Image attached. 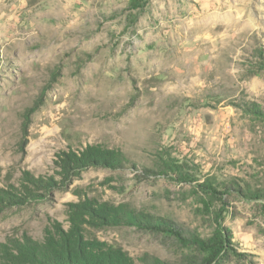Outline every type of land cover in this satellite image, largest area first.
<instances>
[{"label":"rangeland","instance_id":"374dc122","mask_svg":"<svg viewBox=\"0 0 264 264\" xmlns=\"http://www.w3.org/2000/svg\"><path fill=\"white\" fill-rule=\"evenodd\" d=\"M89 144L128 165L0 205V264L67 232L69 203L90 198L231 238L215 256L170 231L86 225L134 264H264V0H0V201ZM159 152L192 181L145 171Z\"/></svg>","mask_w":264,"mask_h":264},{"label":"trees","instance_id":"16d2710c","mask_svg":"<svg viewBox=\"0 0 264 264\" xmlns=\"http://www.w3.org/2000/svg\"><path fill=\"white\" fill-rule=\"evenodd\" d=\"M131 1L136 3L138 0ZM255 111L260 110L255 109ZM28 136V128H25L24 141L27 144ZM128 163L129 161L121 153L104 144H89L80 150L72 148L60 150L54 159L55 175L37 177L29 174L25 193L1 200L0 205L23 206L41 200L55 189L68 188L73 179L89 167L119 169L127 166ZM156 167L157 170L154 168H144V170L156 175L175 176L179 181L184 182H190L194 178L187 164L178 163L166 152H159ZM68 206L71 227L67 232L51 237L45 244L17 248V255L9 258V264H134L122 249L97 239L86 238L84 232L87 224L101 226L127 223L170 231L177 233L185 241L196 243L201 249L211 251L215 256L217 253L220 254L222 248L227 247L226 243L231 239L224 232L221 237L217 236L209 240L188 236L171 220L95 198L70 202Z\"/></svg>","mask_w":264,"mask_h":264}]
</instances>
